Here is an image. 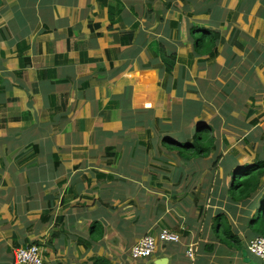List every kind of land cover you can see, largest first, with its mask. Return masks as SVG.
Returning <instances> with one entry per match:
<instances>
[{
    "label": "crops",
    "instance_id": "crops-1",
    "mask_svg": "<svg viewBox=\"0 0 264 264\" xmlns=\"http://www.w3.org/2000/svg\"><path fill=\"white\" fill-rule=\"evenodd\" d=\"M256 13L264 0H0V264L31 244L43 264H249L247 227L240 251L208 248L217 212L239 226L223 187L202 183L201 214L189 185L146 163L154 133L175 137V124L198 117L180 115L186 100L202 102L187 96L188 72L202 70L183 48L194 49L193 29L222 38L231 16ZM162 228L180 241L126 257Z\"/></svg>",
    "mask_w": 264,
    "mask_h": 264
},
{
    "label": "rangeland",
    "instance_id": "rangeland-1",
    "mask_svg": "<svg viewBox=\"0 0 264 264\" xmlns=\"http://www.w3.org/2000/svg\"><path fill=\"white\" fill-rule=\"evenodd\" d=\"M220 29L223 36L218 48L220 55L215 64H203L200 61L204 58L198 60L199 57H196L191 62L190 71L193 72V67L196 70L202 67V70L194 73L196 76L188 72L195 88L191 92L189 90L187 96L202 100V114L190 121L184 118L182 124L177 123L173 127L178 133L180 129L187 132L199 120L212 124L216 128L212 135L218 141V149L207 158L184 161L171 148V143L163 138L161 141L154 133L157 141L151 143L150 137L149 144L156 159L154 157L146 163L160 169L157 174L160 177L167 176L189 185L188 192L198 195L194 198V205L196 208L200 205L201 214L202 183L223 189L229 186L230 173L236 169L235 163L228 160L229 156H233L237 165L242 166L255 160L258 153L264 158V18H260L258 13L243 19L233 15ZM183 48L193 50L191 45ZM178 99L170 98L167 101L169 107L176 110V104L181 101ZM165 105L166 102L163 103ZM184 114L185 110H182L180 115ZM180 137L181 133L175 136ZM133 152L134 149L127 150V154ZM127 256L136 261L131 257L130 250Z\"/></svg>",
    "mask_w": 264,
    "mask_h": 264
},
{
    "label": "trees",
    "instance_id": "trees-1",
    "mask_svg": "<svg viewBox=\"0 0 264 264\" xmlns=\"http://www.w3.org/2000/svg\"><path fill=\"white\" fill-rule=\"evenodd\" d=\"M193 53L191 57L200 56L204 59L202 63H214L220 52L218 50L221 40V32L205 27L194 28L193 31ZM169 61H165L166 68L171 71L176 64V53L169 54ZM186 116L193 118V115H200L202 110L201 101L186 100L184 103ZM190 121V120H187ZM198 122V123H197ZM194 127L188 128L187 132H181L180 138L167 137L166 141L172 144L179 156L184 161H191L193 158H207L210 153L218 149V141L212 134L216 128L212 124L197 121ZM171 130V128H169ZM249 136V135H248ZM246 138H249V137ZM258 153L255 160L249 164L237 165L238 162L233 156L228 160L236 165L231 174V181L224 192L229 194L231 202L239 210L237 227L229 220L226 213L217 212L212 218L210 234L214 243L208 247L214 250L217 243L232 245L239 251L242 249L243 239L239 235L241 228H248L245 238L251 240L256 236L264 237V158ZM239 166V167H238ZM103 232H100L102 236ZM96 264L106 262L103 258H97Z\"/></svg>",
    "mask_w": 264,
    "mask_h": 264
},
{
    "label": "built area",
    "instance_id": "built-area-1",
    "mask_svg": "<svg viewBox=\"0 0 264 264\" xmlns=\"http://www.w3.org/2000/svg\"><path fill=\"white\" fill-rule=\"evenodd\" d=\"M179 241L180 236L176 232L162 228L157 233L146 234L140 238L131 248V256L134 259H146L156 253L160 244ZM247 251L264 262V237L256 236L249 240ZM193 252V248L189 247L186 253L190 258H193ZM13 258L14 264H43L44 262L42 249L38 244L16 248L13 252Z\"/></svg>",
    "mask_w": 264,
    "mask_h": 264
},
{
    "label": "water",
    "instance_id": "water-1",
    "mask_svg": "<svg viewBox=\"0 0 264 264\" xmlns=\"http://www.w3.org/2000/svg\"><path fill=\"white\" fill-rule=\"evenodd\" d=\"M247 252L248 251H246L245 249H243V256H245V261L247 263H249V264H260V263L256 262L255 260H252L249 257H247L248 256V253Z\"/></svg>",
    "mask_w": 264,
    "mask_h": 264
}]
</instances>
